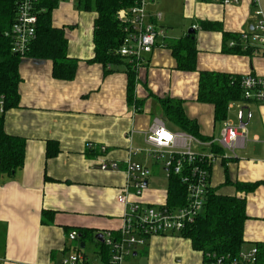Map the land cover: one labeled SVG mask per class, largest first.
I'll list each match as a JSON object with an SVG mask.
<instances>
[{"label":"crops","instance_id":"0c3cea01","mask_svg":"<svg viewBox=\"0 0 264 264\" xmlns=\"http://www.w3.org/2000/svg\"><path fill=\"white\" fill-rule=\"evenodd\" d=\"M68 1L72 6L73 0L58 2L52 21L55 27H65L75 75L55 77L51 59L23 57L20 103L4 114L6 132L23 137L26 150L23 169L15 178L0 182V264H59L75 251L77 242L86 247L89 241L96 244V260L107 261L108 249L95 235L116 232L124 224L125 207L117 197L128 187L129 160L150 170L148 187L140 197L129 186L130 199L167 205V168L149 154L147 142L157 117L171 131H185L165 112L161 99L166 98L182 101L186 116L196 125V136L203 140L218 138L226 123L237 126L243 108L248 129L244 148L235 155L215 145L197 148L218 153L210 170L211 189L246 199L243 248L264 246V102L233 99L226 118L217 119L214 102L199 99L202 72L264 75V54L230 45L241 33L252 31L253 1L224 5L214 0H149L158 36L136 74L134 96L139 108L128 94V60L107 65L93 60L98 13L79 6L70 9ZM260 2L264 9V0ZM191 28L195 32L188 34ZM190 35L197 48V67L181 70L170 45ZM50 144L57 153L48 157ZM103 162H117L119 170H103ZM238 183L256 186L242 191ZM73 230L79 233L77 241L68 238ZM82 232L86 235L80 239ZM124 264H204V254L190 239L169 233L151 237Z\"/></svg>","mask_w":264,"mask_h":264},{"label":"built area","instance_id":"2783aa9c","mask_svg":"<svg viewBox=\"0 0 264 264\" xmlns=\"http://www.w3.org/2000/svg\"><path fill=\"white\" fill-rule=\"evenodd\" d=\"M16 12L11 26L4 31L10 39L11 51L20 57H26L32 42L37 37L38 14L44 10L40 7L42 0H15ZM134 3L117 12V18L123 25L124 37L117 54L126 58L132 69L138 73L145 63V55L150 53L157 42L158 29L152 21L153 14L148 11V0H133ZM224 5L238 4L241 0H214ZM256 6V22L252 31L240 34L239 40H232L230 45H241L243 50L253 49V54H264V9L260 0H252ZM161 13L156 18L161 19ZM194 28L197 25H193ZM240 85L243 97L247 101L264 102V75L245 74L241 76ZM7 111V96L0 93V116ZM251 113H248L250 119ZM237 126L226 123L216 139L203 140L188 131H171L161 117H157L147 134L150 144L148 152L162 160L168 176L179 175L187 190V202L178 208L167 205H150L140 200H131L129 186L135 189L134 195L140 197L148 187L150 173L146 165L137 161L127 162L128 187L118 194V202L125 207L124 224L118 231L103 232L104 243L108 249L107 261H92L84 252L81 243L75 244V251L61 259L59 264H124L140 247L156 235L180 233L187 224L193 223L202 212L206 195L210 188V170L208 166L219 159L213 150H199L212 146L221 147L233 155L246 146L248 129L244 123V110L238 112ZM91 147V145H90ZM103 150L105 148L103 147ZM103 170H119L117 162L100 165ZM79 233L73 230L68 234L71 241L78 240ZM259 246L242 249L235 257L207 254L204 264H258ZM1 259V257H0Z\"/></svg>","mask_w":264,"mask_h":264},{"label":"trees","instance_id":"16d2710c","mask_svg":"<svg viewBox=\"0 0 264 264\" xmlns=\"http://www.w3.org/2000/svg\"><path fill=\"white\" fill-rule=\"evenodd\" d=\"M60 0H42L40 7L44 10L38 14L37 37L32 42L28 57L51 59L53 61V75L58 78L71 79L76 72V61L67 55L68 39L65 27H55L52 21L53 10ZM134 3L133 0H78L82 10L96 11L95 20L94 61L104 65L123 61L117 54L123 37V25L117 18V12ZM16 12L15 0H0V93L7 96V109L19 106V84L22 80L19 66L22 57L11 51V42L5 36L14 19ZM236 39L237 36H232ZM238 40V39H237ZM181 70H195L197 64V48L192 35L181 38L170 45ZM235 48H242L236 45ZM233 50V49H232ZM239 51V50H234ZM245 52L253 54V49ZM129 72L128 94L137 108L140 102L134 96L136 71L126 62ZM241 75L226 73L202 72L200 81L199 99H208L216 106V118L224 119L227 115L228 104L231 100L243 97L240 85ZM168 117L175 121L183 130L194 135L196 125L186 116L182 101L169 98L161 99ZM201 138V137H200ZM204 139V138H202ZM206 139V138H205ZM208 140V139H206ZM219 150L222 148L217 147ZM216 148V149H217ZM26 141L23 137L11 135L5 130L4 115L0 116V182L13 179L23 169L25 164ZM57 150L48 149V157ZM212 165L208 166L211 170ZM170 178L167 206L177 208L187 202V190L179 175ZM255 184L238 183L240 190H252ZM248 219L246 199L240 196L217 194L211 187L206 195L202 212L193 223L187 224L178 235L192 241L196 250L217 256L235 257L243 249L246 240L244 237L245 222ZM86 233L82 232L85 238ZM260 248L258 264H264V246Z\"/></svg>","mask_w":264,"mask_h":264},{"label":"rangeland","instance_id":"374dc122","mask_svg":"<svg viewBox=\"0 0 264 264\" xmlns=\"http://www.w3.org/2000/svg\"><path fill=\"white\" fill-rule=\"evenodd\" d=\"M149 1V0H148ZM69 3V1H68ZM69 7L71 9V7L75 10L77 9L78 7V0H73V5L71 6V4L69 3ZM60 13V9L58 12H55L56 15H58ZM165 176L167 177L168 176V173L167 172H164ZM86 254L91 258L92 261H97L96 258L97 256L95 255V252L94 250H96V244L95 243H92V242H87V245L86 247L83 249Z\"/></svg>","mask_w":264,"mask_h":264},{"label":"water","instance_id":"95a60500","mask_svg":"<svg viewBox=\"0 0 264 264\" xmlns=\"http://www.w3.org/2000/svg\"><path fill=\"white\" fill-rule=\"evenodd\" d=\"M194 32H195V30H194L193 28H191V29L188 31V34H191V33H194ZM95 237H96V239H98V240H100V241H104V239H103V234H102V233H98V234H96ZM81 245H82L83 248L85 247V243H84V242H82Z\"/></svg>","mask_w":264,"mask_h":264}]
</instances>
